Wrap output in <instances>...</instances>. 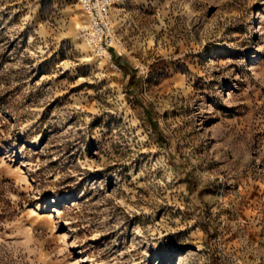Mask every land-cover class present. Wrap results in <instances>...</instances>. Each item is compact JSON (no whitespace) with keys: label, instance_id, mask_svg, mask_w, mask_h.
<instances>
[{"label":"rangeland","instance_id":"obj_1","mask_svg":"<svg viewBox=\"0 0 264 264\" xmlns=\"http://www.w3.org/2000/svg\"><path fill=\"white\" fill-rule=\"evenodd\" d=\"M0 0V264H264V0Z\"/></svg>","mask_w":264,"mask_h":264},{"label":"built area","instance_id":"obj_2","mask_svg":"<svg viewBox=\"0 0 264 264\" xmlns=\"http://www.w3.org/2000/svg\"><path fill=\"white\" fill-rule=\"evenodd\" d=\"M89 24L80 31L82 38L98 57L113 58L110 45L115 39L112 7L119 0H79Z\"/></svg>","mask_w":264,"mask_h":264}]
</instances>
